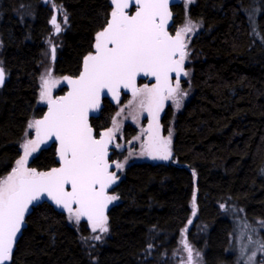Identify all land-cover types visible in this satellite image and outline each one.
Listing matches in <instances>:
<instances>
[{
	"label": "trees",
	"instance_id": "trees-1",
	"mask_svg": "<svg viewBox=\"0 0 264 264\" xmlns=\"http://www.w3.org/2000/svg\"><path fill=\"white\" fill-rule=\"evenodd\" d=\"M112 10V0H0V178L20 154L27 120L45 109L36 104L39 63L54 12L67 22L56 36L52 70L75 75ZM172 11V27L190 18L198 29L188 43L190 95L173 115L170 159L125 165L111 190L118 199L106 214L107 235L91 249L83 244L84 222L72 226L66 210L47 202L33 206L7 264H169L186 228L204 264H228L225 209L264 222V0H193ZM114 111L104 98L90 118L96 134ZM170 114L168 107L164 129ZM56 165L54 144L28 160L42 172ZM261 235L264 242V223Z\"/></svg>",
	"mask_w": 264,
	"mask_h": 264
},
{
	"label": "snow or ice",
	"instance_id": "snow-or-ice-1",
	"mask_svg": "<svg viewBox=\"0 0 264 264\" xmlns=\"http://www.w3.org/2000/svg\"><path fill=\"white\" fill-rule=\"evenodd\" d=\"M112 3L115 7L111 20L96 35L95 53L84 57L80 76L68 80L72 85L68 95L53 99L51 88L58 81L51 79L50 71L41 77L40 100L47 103L48 112L43 119L29 123L28 127L36 131V138L25 141L23 156L16 161L11 173L0 179V264L12 260L25 215L42 197L66 209L69 219L76 223L86 218L93 233L97 230L108 232L105 210L109 203L118 199L107 194V189L117 179L116 173L109 171L112 165L108 160V146L120 124L113 120L112 128L101 133L99 139L94 137L88 113L99 108L102 93H111L119 100L121 88L131 89L139 109L151 118L141 155L160 160L171 157V133L168 137L160 135L159 113L167 100L173 101L177 109L181 107L179 97L185 93L181 91L180 76L188 75L183 67L188 56L185 36L195 25L189 21L174 36L169 35L165 28L171 16L169 0H136L139 7L134 15L125 11L129 0H112ZM50 22L59 33L61 27L55 15ZM55 51L53 47V58ZM139 75L154 77L156 83L152 87L138 88L136 78ZM4 79L5 72L0 67V85ZM53 137L60 145L61 166L47 172L28 168L29 156ZM113 164L116 169L124 166L118 162ZM66 186H70V190ZM244 227L250 226L245 224ZM92 239L98 241L101 236ZM182 242L188 252V262L193 264V249L186 240ZM260 249L264 251V243L260 244Z\"/></svg>",
	"mask_w": 264,
	"mask_h": 264
},
{
	"label": "rangeland",
	"instance_id": "rangeland-1",
	"mask_svg": "<svg viewBox=\"0 0 264 264\" xmlns=\"http://www.w3.org/2000/svg\"><path fill=\"white\" fill-rule=\"evenodd\" d=\"M41 1L42 3H47L49 0H41ZM192 2L193 0H179V3H182L184 7H187ZM54 15L56 16L57 22L60 24V27L62 28V25L65 23V15L61 13L60 11H58L57 14L56 12H54L53 16ZM189 21H191L192 24L195 25V27L193 28L191 32L187 33L185 36V40L187 41V48H186L187 53H188L189 40L191 36L195 32H197V29H198L197 24L194 21H192L190 18H186L181 24H178V25L173 26L172 28H169L171 32L176 33L181 28H183ZM57 35L58 33L55 32L54 26L50 24V31L47 36V44H46L45 49L43 50L42 57L39 63L40 70L38 74V91H37V98H36L37 105H42V106L46 105L45 101L40 100V91L42 87L41 77L45 75L46 72L50 71L51 79L58 81V83H56L51 88L52 98H56L58 96L56 95V92H58V90L63 86L64 75H57L52 70V59H53L52 48L55 47L56 49L55 54H56L57 52L56 36ZM187 64H188V59L186 58L183 67H184V71H186L188 75L184 76L182 74L183 79L180 82L181 91L185 93L183 97H179L181 99V107L183 106V104L185 103V101L188 99L190 95V88H189V83H188L189 76H190V68L187 66ZM0 67H2L1 63H0ZM142 87H144V85L141 86L140 88ZM126 95H127L126 99H122V97H120L119 100L113 102L115 111L111 117L110 125L106 129L101 131L103 133L107 131V129L112 128L113 120L118 121L120 124L119 131H116L114 134V139L112 141V150H111V154L109 157V160L112 163L111 170L116 173L117 180L121 178L122 173L124 171V167L130 160H147V161H152V162L161 161L160 159H152L148 155H141V152L144 151L143 146L145 145V142L147 141V133L145 130L148 128L149 121L151 118L148 116L147 112L139 109V106H138L139 102L138 100H134L132 93L126 94ZM165 103L169 105L171 109V114L167 121V125L165 129H164V126L160 123V121H158L160 125V135L162 137H168L169 133H171V143H172L173 115L176 112H178L181 109V107L177 109L175 104L171 100H167L165 101ZM122 109L123 111H121ZM163 110L164 108L159 113V118ZM117 113H120V115L117 116ZM35 120H36L35 117H30L27 120L25 130L22 135V139L19 142L20 154L16 158L9 172L3 175L0 179L9 175L12 169L16 166V161L20 159L21 156H23L24 150H23L22 145L25 143V141L28 139L36 138L35 129L34 128L30 129L28 127L29 123ZM126 125L128 126L127 130H125ZM130 129H132V132L130 131ZM137 137H139V139H136ZM42 145L43 143L40 144L39 148ZM36 152L32 153L29 156V158L32 155H34ZM112 155H114V157H112ZM113 162L122 163L124 166L122 169H116ZM27 167H28V163H27ZM39 172H42V171H39ZM225 211H228L227 213L231 221L227 251L231 254L232 260L228 264H264V251L260 249V244L264 243L262 239V235H261L262 222L259 219L249 220L245 218L242 211L234 207H228L227 209H225ZM66 214H67V220L72 226H78V224H80L81 222H84V225L86 226L88 231H87L86 236L83 237V244L84 246H87L88 249H91L94 246V244L97 242L101 243L104 237L107 235V233H100L99 230L93 233L91 230V224L87 221V219L82 218L79 223H76L74 220L69 219V213L67 212V210H66ZM245 224L249 225L250 227L246 229L244 227ZM187 230L188 228H186V231H183V233H181L182 235L180 236L176 244V247L173 249L169 257L166 258L169 264H189L188 252L185 250L184 244L182 242L184 240H186L187 243L193 249V253H192L193 264H204L202 250L199 249L198 247H193L192 244H190L191 242L188 241V239L186 238V234H185V232L187 233ZM198 233H201V230H199ZM96 235H100L101 239L98 241L92 239V237ZM197 252L200 254L199 256L196 255ZM249 257H252V259L249 260Z\"/></svg>",
	"mask_w": 264,
	"mask_h": 264
},
{
	"label": "water",
	"instance_id": "water-1",
	"mask_svg": "<svg viewBox=\"0 0 264 264\" xmlns=\"http://www.w3.org/2000/svg\"><path fill=\"white\" fill-rule=\"evenodd\" d=\"M178 2H179V0H169L168 10H169V12L171 13V16H170V18L168 19V21H167V23H166V25H165V28H166V31L169 33V35H172V36L175 35V34H172V33L169 32V28L172 26L173 15H174V13H173V11H172V7H173L174 5H176ZM112 5H113V9H114L115 5H114L113 3H112ZM138 7H139V5L136 3V0H129V7H128L127 9H125V11H126L129 15H134V14H135V11L138 9ZM110 20H111V13L109 14V16H108V18H107L106 24H105V25L103 26V28L100 29L98 32L102 31V30L104 29V27H106L107 22L110 21ZM98 32H97V33H98ZM96 35H97V34H96ZM95 43H96V37H95V40H94V43H93V51L90 52V53H92V54L95 53ZM90 53H87L86 55H84V56L82 57V59H81V65H80V69H79V72H78L77 74H75V75H65V76H64V78H63V86L65 87V90H64L61 94H59L56 98H53V99H57V98H59V97L67 96V95H68V93L72 90V85L68 82V80H75V79H77V78L80 76L81 72L83 71V61H84V57L87 56V55L90 54ZM181 75H182V74H181ZM173 76H175V73L172 74V77H173ZM65 77H67L68 79H65ZM142 79H146L148 82H152L153 85L156 83L154 77H146V76H143V75H139V76H137V78H136V87H138V82H139V80H142ZM4 81H5V79H4ZM122 93H125V94H131L132 91H131V89H124V88H121V89L119 90V98H120V96H121ZM104 98L109 99L111 102H113V101H117V99L113 98V96H112L111 93H106V92H105V93H102V94H101V97H100V106H99V108L96 109V110H89V113H88V124H89V126H90L91 128H92V126L90 125V118H91V117H96V116L98 115L99 110H100L101 107H102V101H103ZM47 112H48V105H47V103H46V106H45V109H44L43 113H42L39 117H37L36 120L43 119V117L47 114ZM92 130H93V135H94V137L97 138V139H99L101 133H100V134H96L93 128H92ZM44 144H45V145H51V144H54V146H55V153H56L57 165H56L55 167H53V168H58V167H60V166H61V161H60V158H59V147H60L59 142H58L57 140H55V138L53 137L52 139L47 140V142L44 143ZM111 148H112V143H110L109 146H108V160H109V157H110V154H111ZM109 163L112 165V163H111L110 160H109ZM53 168H52V169H53ZM111 169H112V167H110L109 171H111ZM49 171H50V170H49ZM116 184H117V179H116L115 183L112 184V185L107 189V194H109V191H110L111 189H113V188L115 187ZM66 188H68V190H70V186H66ZM42 202L50 203V204H51L52 206H54L55 208H58V209H61V210H65V209H63V208L58 207L57 205H55V203L52 202V201H51L50 199H48L47 197H42L40 201L35 202L34 206L37 205V204H39V203H42ZM74 206H75V205H74ZM74 206H73V207H74ZM110 206H111V203L108 204V206H107V208H106V210H105V214H107V212H108ZM32 207H33V206H30V207H29V211H28V213H26L25 218H26V216L30 213ZM25 218H24V223H23V225H22V227H21V231H22V229H23V227H24V225H25ZM21 231H20V233L17 234L16 242H17V240H18V238H19V236H20V234H21ZM16 242H15V244H16ZM15 244H14V247H15ZM13 249H14V248H13Z\"/></svg>",
	"mask_w": 264,
	"mask_h": 264
},
{
	"label": "flooded vegetation",
	"instance_id": "flooded-vegetation-1",
	"mask_svg": "<svg viewBox=\"0 0 264 264\" xmlns=\"http://www.w3.org/2000/svg\"><path fill=\"white\" fill-rule=\"evenodd\" d=\"M173 8V7H172ZM170 31V30H169ZM171 32V31H170ZM183 77L182 75L180 76V82L182 81ZM172 83L173 85L175 84V76L172 77ZM145 86V85H148L149 87H152L153 84L152 82H148L146 79H142V80H139L138 82V88H140L141 86ZM169 107V105L167 103H164V110L162 112V114L160 115V118H159V121L160 123L162 124V116H163V113L165 112V110ZM163 125V124H162Z\"/></svg>",
	"mask_w": 264,
	"mask_h": 264
}]
</instances>
